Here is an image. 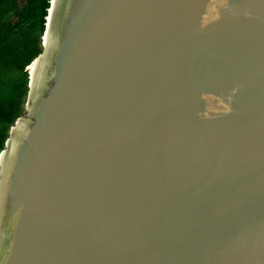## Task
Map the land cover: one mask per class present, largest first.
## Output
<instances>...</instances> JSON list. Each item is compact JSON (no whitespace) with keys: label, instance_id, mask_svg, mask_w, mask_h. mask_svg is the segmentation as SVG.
I'll list each match as a JSON object with an SVG mask.
<instances>
[{"label":"water","instance_id":"obj_1","mask_svg":"<svg viewBox=\"0 0 264 264\" xmlns=\"http://www.w3.org/2000/svg\"><path fill=\"white\" fill-rule=\"evenodd\" d=\"M49 2L0 264H264V0Z\"/></svg>","mask_w":264,"mask_h":264},{"label":"trees","instance_id":"obj_2","mask_svg":"<svg viewBox=\"0 0 264 264\" xmlns=\"http://www.w3.org/2000/svg\"><path fill=\"white\" fill-rule=\"evenodd\" d=\"M50 0H0V151L24 109L30 62L42 51Z\"/></svg>","mask_w":264,"mask_h":264},{"label":"bare ground","instance_id":"obj_3","mask_svg":"<svg viewBox=\"0 0 264 264\" xmlns=\"http://www.w3.org/2000/svg\"><path fill=\"white\" fill-rule=\"evenodd\" d=\"M34 61L31 65H29V67H27V69L29 70V74L31 75L32 72V67H33Z\"/></svg>","mask_w":264,"mask_h":264},{"label":"rangeland","instance_id":"obj_4","mask_svg":"<svg viewBox=\"0 0 264 264\" xmlns=\"http://www.w3.org/2000/svg\"><path fill=\"white\" fill-rule=\"evenodd\" d=\"M29 67V66H28Z\"/></svg>","mask_w":264,"mask_h":264}]
</instances>
